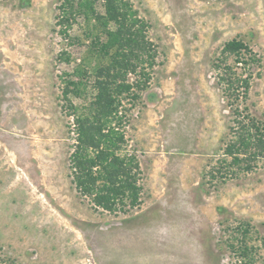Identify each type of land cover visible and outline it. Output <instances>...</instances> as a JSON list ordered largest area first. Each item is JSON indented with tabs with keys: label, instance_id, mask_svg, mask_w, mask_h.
Masks as SVG:
<instances>
[{
	"label": "rangeland",
	"instance_id": "374dc122",
	"mask_svg": "<svg viewBox=\"0 0 264 264\" xmlns=\"http://www.w3.org/2000/svg\"><path fill=\"white\" fill-rule=\"evenodd\" d=\"M130 2L158 54L148 87L122 107L142 199L112 213L72 182L76 130L61 90L85 48L57 31L61 0H0V264H249L228 246L241 222L252 226V264H264V159L247 173L208 175L232 131L214 67L231 38L258 58L234 66L251 75L236 105L264 125V0ZM77 23L69 32L80 38Z\"/></svg>",
	"mask_w": 264,
	"mask_h": 264
},
{
	"label": "trees",
	"instance_id": "16d2710c",
	"mask_svg": "<svg viewBox=\"0 0 264 264\" xmlns=\"http://www.w3.org/2000/svg\"><path fill=\"white\" fill-rule=\"evenodd\" d=\"M97 2L102 10L97 9ZM58 8L55 24L61 39L73 38L85 48L61 90L76 130L69 156L72 182L93 208L127 212L139 206L142 184L138 156L126 147L122 107L125 99L133 104L148 87L157 46L149 38V23L130 0H61ZM79 16L81 24L77 23ZM76 23L80 38L69 32ZM62 54L63 60H69V54ZM218 58L214 67L220 74L218 83L230 96L233 125L222 142L220 166L208 171L210 178L250 172L264 159L262 121L248 112L247 105H236L238 100H246L251 75L235 71L234 66L239 63L246 69L258 58L240 38L225 41ZM231 58L232 64L227 63ZM73 98L82 102L73 103ZM236 228L239 235L228 246L242 261L252 264L257 250L250 241L252 226L241 222ZM259 239L264 242L263 237Z\"/></svg>",
	"mask_w": 264,
	"mask_h": 264
}]
</instances>
